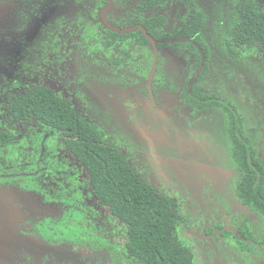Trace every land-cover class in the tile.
Wrapping results in <instances>:
<instances>
[{"label":"rangeland","instance_id":"rangeland-1","mask_svg":"<svg viewBox=\"0 0 264 264\" xmlns=\"http://www.w3.org/2000/svg\"><path fill=\"white\" fill-rule=\"evenodd\" d=\"M111 1L0 0V129L14 138L0 147V223L25 240L13 264H140L127 255L125 225L93 197L59 132L11 119L6 96L32 86L70 99L146 182L178 199L185 221L177 235L194 264H264V215L237 194L228 114L203 98L236 111V130L264 169V54L231 35L236 9L264 11V0H171L142 12L138 0ZM101 7L121 29L163 15L170 38L201 13L205 65L185 41L108 34ZM5 241L0 232V264L13 258Z\"/></svg>","mask_w":264,"mask_h":264},{"label":"trees","instance_id":"trees-1","mask_svg":"<svg viewBox=\"0 0 264 264\" xmlns=\"http://www.w3.org/2000/svg\"><path fill=\"white\" fill-rule=\"evenodd\" d=\"M169 1L138 0L137 7L142 12ZM182 1L186 4L191 0ZM164 23L165 17L159 15L143 19L141 24L155 40H160L169 37L160 31ZM134 24L137 20L130 26ZM203 24L201 13L192 14L187 28L178 30L173 36L187 35L203 50L200 41ZM107 32L117 35L110 29ZM134 33L139 34L144 44L151 43L141 29L128 32L129 35ZM231 35L236 43L257 44L264 54V11L250 4L237 8ZM116 37L111 36L108 43L111 44ZM185 42L197 54L199 64L198 48L190 41ZM204 98L206 102L223 107L228 114L234 160L241 174L237 183L241 203L264 215V169L252 147L236 130L240 117L230 105L216 98ZM195 101L200 106L199 101ZM5 103L16 123L29 125L39 122L59 132L64 147L85 167L93 196L125 225V248L130 258L140 264H194L191 252L182 246L177 235L178 224L185 221L178 199L163 194L146 182L132 168L126 156L116 146L107 143L98 130L81 116L70 99L55 94L47 86H32L23 92L8 94ZM13 141L12 133L0 130V147Z\"/></svg>","mask_w":264,"mask_h":264},{"label":"flooded vegetation","instance_id":"flooded-vegetation-1","mask_svg":"<svg viewBox=\"0 0 264 264\" xmlns=\"http://www.w3.org/2000/svg\"><path fill=\"white\" fill-rule=\"evenodd\" d=\"M103 1H105V3H107V0H103ZM171 1V0H170ZM102 5H104V4H102ZM134 25H136V24H134ZM133 26V25H132ZM131 27V26H130ZM145 36V35H144ZM153 37V36H152ZM181 37H189V36H187V35H181V36H177V37H175V36H172V38H170V37H168V38H163V39H156V44H161L162 42V44H164V43H167L168 41H169V39H170V41L173 43V44H181V41H190V40H187V39H182V40H177V41H173L174 39H177V38H181ZM190 39H192L193 41H195L193 38H191V37H189ZM191 43H193L192 41H190ZM196 42V41H195ZM193 45H195L194 43H193ZM188 48H189V46H187ZM199 50V49H198ZM202 50V49H201ZM202 52H203V54H204V50H202ZM199 53H200V50H199ZM196 57H197V54H196ZM201 63V53H200V62H199V64ZM198 64V65H199ZM203 64H204V61H203ZM202 74V73H201ZM200 74V75H201ZM202 77V76H201ZM192 79L193 80H195V78L194 77H192ZM189 82V81H188ZM198 90V89H197ZM187 98L189 99V100H191L194 104H196V101L195 100H197V101H199L201 98H196V96H195V94H193V95H190V94H188V96H187ZM204 98V97H203ZM199 99V100H198ZM217 99V98H216ZM204 100H205V98H204ZM219 100V99H218ZM220 102H222V101H220ZM223 103V102H222ZM206 104H208V105H216V104H213V103H211V102H205V105ZM224 104H226V105H229V104H227V103H224ZM219 106V105H218ZM221 107V106H220ZM222 109H224L223 107H222ZM11 117V116H10ZM12 119V118H11ZM13 120V119H12ZM240 118H239V123H240ZM16 123V122H15ZM17 124H19V123H17ZM22 125V124H21ZM23 126H27V125H23ZM0 130H2V129H0ZM93 195V194H92ZM94 197V196H93ZM95 198V197H94ZM98 201V200H97ZM99 203V202H98ZM101 205V204H100ZM103 206V205H102ZM0 228H3L4 230H0V232L1 233H3V234H5V239H6V241H5V243H4V245H3V247H4V252H6L5 250H11V252H12V256H13V258H11V259H5L4 261H7V263H5L4 261V263L5 264H13L14 263V261H15V259H16V254H15V249H14V245L16 244V243H18V244H20V245H22V244H24L25 243V240L24 239H22V238H20L19 236H17L13 231H11L10 230V227H9V224L8 225H6V224H1L0 223ZM225 233H223V235H224ZM242 234V233H241ZM17 257H18V255H17ZM19 258V257H18Z\"/></svg>","mask_w":264,"mask_h":264},{"label":"water","instance_id":"water-1","mask_svg":"<svg viewBox=\"0 0 264 264\" xmlns=\"http://www.w3.org/2000/svg\"><path fill=\"white\" fill-rule=\"evenodd\" d=\"M107 2L110 3V5H111V3H112L111 0H107ZM104 8H105V7H101V8L99 9V17H100L101 21L104 23V25H105L108 29H110V30H112V31H115V32L127 33V32H131V31H133V30L136 29V28H139V29H141V31L143 32V34L145 35V37H146L151 43H153V44L156 43V40H155V39H154V38H153V37H152V36L146 31L145 27H144L142 24H136V25H133V26H131V27L121 29V28H117V27L111 25L110 23H108V22L105 20V18L103 17V14H102V11H103ZM182 39L190 40V41H192V42L196 45V47L200 50V53H201V64H203V61H204V54H203V52H202L200 46H199L195 41H193L192 39H190L189 37H181V38L174 39L173 41L182 40Z\"/></svg>","mask_w":264,"mask_h":264}]
</instances>
